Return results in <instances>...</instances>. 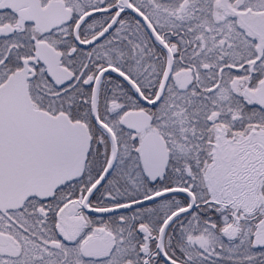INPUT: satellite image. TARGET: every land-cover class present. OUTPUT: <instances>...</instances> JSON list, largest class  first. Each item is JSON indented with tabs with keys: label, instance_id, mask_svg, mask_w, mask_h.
<instances>
[{
	"label": "snow or ice",
	"instance_id": "snow-or-ice-1",
	"mask_svg": "<svg viewBox=\"0 0 264 264\" xmlns=\"http://www.w3.org/2000/svg\"><path fill=\"white\" fill-rule=\"evenodd\" d=\"M0 264H264V0H0Z\"/></svg>",
	"mask_w": 264,
	"mask_h": 264
}]
</instances>
